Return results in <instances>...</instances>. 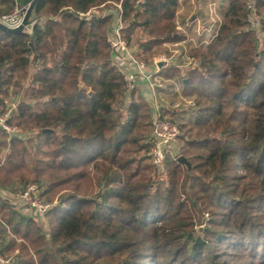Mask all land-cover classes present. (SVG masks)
Wrapping results in <instances>:
<instances>
[{
  "label": "trees",
  "instance_id": "16d2710c",
  "mask_svg": "<svg viewBox=\"0 0 264 264\" xmlns=\"http://www.w3.org/2000/svg\"><path fill=\"white\" fill-rule=\"evenodd\" d=\"M136 1L38 0L30 32H0V104L32 70L11 123L25 136L36 133L33 146L27 136L8 142L0 130V189L14 192L31 179L46 182L42 200L63 191L45 230L0 198V253L11 264H145L154 251L168 256L164 264H230L209 242L222 243L226 257L235 249L264 260V0H257L258 34L249 28L246 0H220L214 39L188 48L194 64L180 96L191 113L178 128L179 156L189 166L168 158L166 188L148 175L149 106L137 89L125 91L110 62L104 33L113 15L93 13L120 4L128 46L136 28L147 37L134 46L137 58L183 41L178 0ZM14 4L0 0V15ZM88 11L89 19L78 17ZM162 72L166 79L179 74L174 66ZM26 142L32 166L19 176Z\"/></svg>",
  "mask_w": 264,
  "mask_h": 264
},
{
  "label": "built area",
  "instance_id": "2783aa9c",
  "mask_svg": "<svg viewBox=\"0 0 264 264\" xmlns=\"http://www.w3.org/2000/svg\"><path fill=\"white\" fill-rule=\"evenodd\" d=\"M14 2L12 10L0 16V24L10 29H15L21 24L26 9V7L19 5L18 0H14ZM142 3L143 0L136 1V4ZM114 7L113 11L103 9L100 14L101 17L113 15V21L104 33V40L110 50L111 65L121 75L125 91L131 92L134 89H138L139 85L142 87V97L150 109L149 163L152 175H159L163 171L168 158L177 160L180 155V146L178 144L179 128L175 123L164 117L162 107L156 96L157 86L154 84L155 77L159 71L157 67L158 63L161 61L166 62L167 59H155L152 66H148L145 60L137 58L134 50L128 46V43L122 36L123 23L120 4H114ZM214 8V4L210 3L208 7V14L210 16L213 15ZM245 8L248 14L249 28L258 34L260 31V17L257 11V0H246ZM91 16V11L78 13L80 19H89ZM188 21V23L192 22L191 19ZM31 26L32 22L26 30L27 32H30ZM217 30L218 25L210 33L209 39L202 41L200 45L205 46L211 43ZM203 31L209 32L210 28L205 27L200 32V35ZM197 45L200 46L199 44ZM181 56H183L182 52H177V57ZM185 59L188 65H193L192 59L188 55L185 56ZM17 112L18 103L16 102H10L5 105L0 104V130L6 135L8 142L11 140H24L26 137L18 127L11 123ZM39 192L40 188L37 184L28 182L14 192L0 189V198L9 201L14 207L25 209L29 217L42 224L45 222V215L50 209L51 204L43 201L39 196ZM0 264H11V262L9 258L4 257L0 253Z\"/></svg>",
  "mask_w": 264,
  "mask_h": 264
},
{
  "label": "rangeland",
  "instance_id": "374dc122",
  "mask_svg": "<svg viewBox=\"0 0 264 264\" xmlns=\"http://www.w3.org/2000/svg\"><path fill=\"white\" fill-rule=\"evenodd\" d=\"M220 0H178V9L175 17V21L178 25L179 30L182 32L184 39L182 43H165L161 45L160 47H155L152 49L151 53L144 55L143 60L146 61L148 66H152L153 60L155 59H167L169 64L171 66H175L179 70V74L173 78L166 79L163 75L165 71H163L161 74L156 75L154 84L156 87V96L157 100L160 103V105L163 108L168 109L169 111L165 113V118L168 120H172L177 126H179L181 123H184L187 121V118L189 117L191 111V104L188 101V98H182L180 96V80L184 77V71L186 68L189 67L187 64V60L185 59V56L188 55V48L195 47L197 44H201L202 41H207L209 39L210 33L213 32L217 26V23L221 19V15L224 10V5L220 4ZM214 4V13L213 15L208 14V7L209 4ZM12 10V9H11ZM10 10V11H11ZM9 11V12H10ZM8 12V13H9ZM94 14H101L98 12H93ZM7 14V13H6ZM1 16V15H0ZM192 18V22L188 23L189 19ZM187 22H186V21ZM188 24H186V23ZM186 25H185V24ZM209 27V32H204L200 35V32L205 28ZM131 41H132V47L135 46L138 43H142L144 41H147V37L145 35V32L142 30V28H136L131 35ZM178 44V45H177ZM198 46V45H197ZM202 46V45H200ZM175 52V53H174ZM177 52H182L183 56L177 57ZM185 55V56H184ZM194 64V63H193ZM167 68V67H166ZM32 70H29L27 73V77L25 78L24 85L14 93V91L11 89L7 95L3 97V103L2 105L9 104L10 102H16L20 103L25 100L24 91L28 85L29 77L31 75ZM150 122V120H149ZM182 132L180 131V134ZM27 138L25 140H29L32 138L31 143L34 146L36 143V133L35 131H29L26 134ZM24 140V141H25ZM179 146H180V153H181V146L182 143L179 140ZM23 145L27 148V155L24 156L23 163L25 164L26 171L22 170L19 172V176H27L26 172L27 170L32 166V155H34V149L33 147H30V144L23 143ZM32 148V149H31ZM7 150L3 151L1 155L6 154ZM142 156V155H141ZM149 156V155H148ZM182 156V155H181ZM184 159H187L186 156H182ZM41 160V156L37 157ZM2 162V161H1ZM149 166V157L147 160ZM168 167H164L163 171L159 175H152V171L150 168L149 171V177L152 179L153 182L158 183L161 188H166L167 182H168ZM28 182H36L31 179L28 181L22 182L21 184H16V188H20L23 185H25ZM38 185H40V190L43 191L45 189L46 182H36ZM52 195L50 194L48 198L43 197V200L51 206H53L56 202L58 197L63 193L62 189H55ZM207 217L205 215L200 217V222L196 223L198 226L195 228L197 233H202L203 226L205 225V220ZM217 227H214L213 230ZM210 234H208V240L211 239ZM210 245L211 250L214 253L219 254L221 260H228L230 264H264V260L261 262L259 259L249 260V257L243 255L242 251L238 250H230L227 252L229 253V256L226 257L225 253V247L221 243V245H215L213 242L208 243ZM220 244V243H219ZM155 252V251H154ZM153 254V258L151 260H148L149 263L145 264H164L167 255H163V253L156 252ZM245 252V251H244ZM258 254V253H257ZM256 256V255H255ZM254 256V257H255ZM165 259V260H164ZM154 260V261H153ZM151 261V262H150Z\"/></svg>",
  "mask_w": 264,
  "mask_h": 264
},
{
  "label": "water",
  "instance_id": "95a60500",
  "mask_svg": "<svg viewBox=\"0 0 264 264\" xmlns=\"http://www.w3.org/2000/svg\"><path fill=\"white\" fill-rule=\"evenodd\" d=\"M38 0H32L26 7L25 12H24V16L22 19L21 24L15 28V29H10V28H6L3 25L0 24V32L1 33H8V34H12V35H18L20 33L25 32L29 27H30V16L32 13V10L34 8V5L36 4ZM159 68H161L162 66H164V63L161 62L157 65ZM43 133L48 132V130H43ZM178 163L185 165V166H189L187 161L182 157L179 156L176 160Z\"/></svg>",
  "mask_w": 264,
  "mask_h": 264
},
{
  "label": "crops",
  "instance_id": "0c3cea01",
  "mask_svg": "<svg viewBox=\"0 0 264 264\" xmlns=\"http://www.w3.org/2000/svg\"><path fill=\"white\" fill-rule=\"evenodd\" d=\"M191 20H192V18H191ZM221 20V19H220ZM220 20H219V22H220ZM186 21V20H185ZM187 22V21H186ZM185 22V23H186ZM219 22L217 23V25L219 24ZM184 23V24H185ZM186 25V24H185ZM207 28H209V27H207ZM179 29V28H178ZM25 32H27V31H25ZM133 50H134V52H135V50H136V48L133 46V47H131ZM161 62H163L164 63V66H162L161 68H159L158 66V69L160 70V69H162V68H166V67H170L171 65L168 63L169 61L167 60L166 62L165 61H161ZM161 62H159V63H161ZM158 63V64H159ZM172 67V66H171ZM175 67V66H174ZM158 75V74H157ZM138 89V92H139V94L142 96V87H141V85H139L138 87H137ZM15 209L16 210H18L21 214H23L24 216H26V217H28V218H31V217H29L28 216V214H27V212L25 211V209H21L20 207L19 208H17V207H15ZM33 219V218H32ZM35 220V219H34ZM38 225L43 229V230H45V222H43L42 224L41 223H39L38 222Z\"/></svg>",
  "mask_w": 264,
  "mask_h": 264
}]
</instances>
